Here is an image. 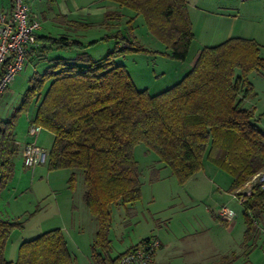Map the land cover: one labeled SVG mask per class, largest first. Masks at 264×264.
I'll use <instances>...</instances> for the list:
<instances>
[{
    "label": "trees",
    "instance_id": "1",
    "mask_svg": "<svg viewBox=\"0 0 264 264\" xmlns=\"http://www.w3.org/2000/svg\"><path fill=\"white\" fill-rule=\"evenodd\" d=\"M109 1L133 10L128 24L142 15L147 30L168 50L163 53L179 61L189 59L194 34L186 0ZM122 14L106 11L103 26L110 29V22ZM73 25L91 27L85 22ZM111 38L114 48L98 59L84 50ZM37 41L27 56L47 64L30 75L22 104L35 102L29 125L53 134L48 169H71V186L77 170L82 174V200L97 225L91 242L97 264H117L133 247L114 258L102 254L109 250L111 207L133 204L141 197L143 180L133 154L136 144L153 151L180 182L194 176L207 159L230 175L229 191L236 197L264 172V112L256 114L254 108L243 106L252 91L248 73L260 70L264 75L261 45L254 39L232 36L202 47L176 82L154 93L137 89L125 67L115 63L119 54L146 49L121 27L86 42L65 34L37 35ZM52 46L79 52L68 58L41 54ZM47 80L49 84H44ZM16 120L15 113L0 119V193L14 174ZM250 190L240 202L247 232L254 225L252 212H264V181L255 182ZM22 227V222L0 216V264H72L59 228L22 241L16 258L6 259L5 245L11 233Z\"/></svg>",
    "mask_w": 264,
    "mask_h": 264
},
{
    "label": "rangeland",
    "instance_id": "2",
    "mask_svg": "<svg viewBox=\"0 0 264 264\" xmlns=\"http://www.w3.org/2000/svg\"><path fill=\"white\" fill-rule=\"evenodd\" d=\"M108 2V1H107ZM109 9L119 8L121 18L113 19L110 29L101 28L99 23L85 29L74 27L76 38L89 41L111 33L121 27L126 34L134 35L145 50H129L114 57L122 64L134 86L150 93L160 91L176 82L187 71L188 60L179 61L163 52H168L146 28L142 15L128 24L125 21L134 14L133 10L120 7L113 1ZM189 19L194 34L189 49V58L204 46L216 45L232 36L251 38L261 45L260 55L264 57V0H186ZM44 36L57 37L65 33L57 22L43 23ZM85 41V42H86ZM115 46V39L101 40L84 48L92 58L106 55ZM74 48L48 47L41 54L50 57H73ZM47 61L36 57L26 61L24 68L6 88L0 99V119L16 114V124L31 112V105L22 104L23 95L29 86L27 79L35 71L41 72ZM35 65V66H34ZM247 78L252 91L243 100V106L254 108L255 113L264 112V75L252 70ZM44 84H49L47 80ZM42 128L36 135L38 144L46 151L44 161L33 167L16 164L14 174L6 188L0 193V216L22 222L23 227L15 229L7 241L6 254L17 256L18 245L43 231L59 228L66 241L72 264H97L91 255V242L96 231V220L82 200L83 179L77 170L73 185H70L71 169L47 167L51 137L45 136ZM133 154L141 170L143 186L141 197L133 204H117L111 207V226L108 232L109 250L102 253L114 258L130 246L151 236H157L162 246L157 250L153 264H201L200 249L214 243L217 235L204 232L214 223L212 211L220 204L231 208L237 222L231 233L233 241L243 221V206L236 195L229 191L231 177L207 159L194 176L180 182L169 167L158 161L156 154L143 143L133 148ZM262 175L244 186L249 188L262 181ZM213 230V229H212ZM224 236L228 237V233ZM227 260V259H226ZM228 259L225 262H229Z\"/></svg>",
    "mask_w": 264,
    "mask_h": 264
},
{
    "label": "crops",
    "instance_id": "3",
    "mask_svg": "<svg viewBox=\"0 0 264 264\" xmlns=\"http://www.w3.org/2000/svg\"><path fill=\"white\" fill-rule=\"evenodd\" d=\"M26 1L31 11L36 13L41 21V27L37 31V35L44 34L42 33L43 23L48 20L50 22L59 23L62 28H65V33H61V34H65L69 37L71 35L76 36L75 33L76 31H74V27H73L74 26L73 24H75V22L90 23L91 26H93V23H99L100 27L104 28L102 24L103 15L106 11L112 10L109 9L110 8L109 6H111V2H109V0H26ZM10 6H11V0H0V13L7 12L10 9ZM114 10L119 11L120 9L115 8ZM133 15L134 14L130 15V17ZM136 17L134 19H136ZM113 23L110 22L111 26L113 25ZM116 29H119V27L117 28L114 27L112 32ZM199 50L200 49L195 51V53L188 59L189 61L188 68H190L194 64V61L198 55ZM31 58L33 57L27 56L26 61H29ZM27 84H29V78L27 79ZM170 85H168L167 87H169ZM5 90L1 94L0 99L2 98V95L5 94L6 92ZM31 105H33L31 108V112H28L26 114V117L22 118L20 124L15 125V137H16L15 142L18 148V152L14 158L15 169H16V164L18 163L22 164L23 168L25 167L21 157L22 146H24V144L29 142H35L38 144L39 139L38 140L36 139V135L42 129L41 128L36 134H31L28 131L30 121L34 118L35 109H36L35 102H33ZM45 136L51 137V140L53 141V134L51 132L45 130ZM35 167L36 166H34L32 169H35ZM259 175L264 176V172H261ZM220 205H218L216 209L211 212L212 215L214 216V223H212L211 227H208L207 230L204 231V232L213 231L210 234L211 237L217 235L216 238L218 239L215 240L214 243L212 242L206 245L207 247L205 246L201 247L200 249L201 264H264V212H260L258 210L253 211L252 215H253L254 225L251 227V229L248 232L246 231V226H241L238 232V236L236 237L238 238V240L233 241L231 239V233H233L234 229L236 228L235 226L237 222L233 219L221 220L217 215V208ZM225 233H228L229 236L228 237L224 236ZM161 246H162V242L160 240V247ZM6 247L7 244L5 245V249H4L5 258L8 260H14V257L8 256L6 254ZM226 259L227 260L230 259V261L225 262L227 261Z\"/></svg>",
    "mask_w": 264,
    "mask_h": 264
},
{
    "label": "built area",
    "instance_id": "4",
    "mask_svg": "<svg viewBox=\"0 0 264 264\" xmlns=\"http://www.w3.org/2000/svg\"><path fill=\"white\" fill-rule=\"evenodd\" d=\"M40 27L39 16L31 11L26 0H11L10 9L0 13V96L23 69L28 50L38 45L37 31ZM40 129V126L34 124L28 127L31 134H36ZM21 157L25 166L34 167L44 161L46 151L39 144L29 142L22 146ZM250 192V187L243 189L237 197L239 203ZM217 215L221 220H230L235 213L222 204L217 208ZM159 247L160 240L157 237H148L122 254L117 264H153Z\"/></svg>",
    "mask_w": 264,
    "mask_h": 264
}]
</instances>
